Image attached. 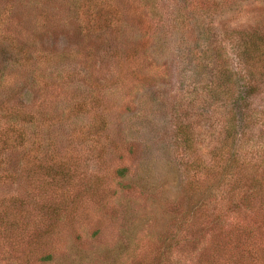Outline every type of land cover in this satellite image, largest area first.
<instances>
[{"label":"rangeland","instance_id":"obj_1","mask_svg":"<svg viewBox=\"0 0 264 264\" xmlns=\"http://www.w3.org/2000/svg\"><path fill=\"white\" fill-rule=\"evenodd\" d=\"M216 247L264 264V0H0V264Z\"/></svg>","mask_w":264,"mask_h":264},{"label":"trees","instance_id":"obj_2","mask_svg":"<svg viewBox=\"0 0 264 264\" xmlns=\"http://www.w3.org/2000/svg\"><path fill=\"white\" fill-rule=\"evenodd\" d=\"M7 141H10V140H6V142ZM228 157H230V156H228ZM227 157V158H228ZM222 160H223V155L221 156V158L218 160V162L220 161V162H222ZM230 160V158L229 159H226V162H228ZM256 229H253V231H255ZM225 237H227V236H225ZM224 237V238H225ZM219 245V247H220V244H218ZM216 250L217 251H219V257H220V263L221 264H223V263H225L226 261L227 262H229V261H231V260H227V259H229V258H231V257H234L236 254L234 253V254H231L230 255V253L228 254L227 252H225L224 250H221V249H219L218 247H216ZM47 260L49 259V257H47L46 258Z\"/></svg>","mask_w":264,"mask_h":264}]
</instances>
